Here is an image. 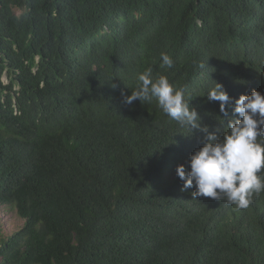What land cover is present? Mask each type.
I'll return each mask as SVG.
<instances>
[{
    "label": "trees",
    "instance_id": "obj_1",
    "mask_svg": "<svg viewBox=\"0 0 264 264\" xmlns=\"http://www.w3.org/2000/svg\"><path fill=\"white\" fill-rule=\"evenodd\" d=\"M148 67L222 138L264 94V0H0V207L24 219L0 264H264V193L193 200L176 168L205 134L124 102Z\"/></svg>",
    "mask_w": 264,
    "mask_h": 264
},
{
    "label": "clouds",
    "instance_id": "obj_2",
    "mask_svg": "<svg viewBox=\"0 0 264 264\" xmlns=\"http://www.w3.org/2000/svg\"><path fill=\"white\" fill-rule=\"evenodd\" d=\"M160 58L162 68L174 67L169 54L162 52ZM153 98L171 120L205 134V143L189 158L190 170L184 164L176 168L183 181L181 191L195 188L193 200H222L236 209L248 208L255 196L264 193V94L253 89L235 100L233 115L237 118L228 121L229 130L222 138L201 125L197 110L185 98L184 88L175 87L166 75L154 77L148 67L138 75L135 90L125 96L124 102H151ZM207 99L220 102V112L227 117V106L233 98L222 83L216 82Z\"/></svg>",
    "mask_w": 264,
    "mask_h": 264
},
{
    "label": "rangeland",
    "instance_id": "obj_3",
    "mask_svg": "<svg viewBox=\"0 0 264 264\" xmlns=\"http://www.w3.org/2000/svg\"><path fill=\"white\" fill-rule=\"evenodd\" d=\"M0 217L2 218L4 235L9 236L24 225V219L20 217L13 206H1Z\"/></svg>",
    "mask_w": 264,
    "mask_h": 264
}]
</instances>
